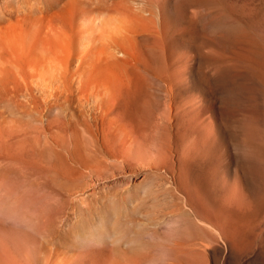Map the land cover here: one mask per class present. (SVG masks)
Wrapping results in <instances>:
<instances>
[{
  "label": "bare ground",
  "instance_id": "obj_1",
  "mask_svg": "<svg viewBox=\"0 0 264 264\" xmlns=\"http://www.w3.org/2000/svg\"><path fill=\"white\" fill-rule=\"evenodd\" d=\"M194 2L0 0V264L70 260L50 243L34 255L30 208L57 193L25 185L27 177L73 171L86 179L98 173L97 150L121 172L168 169L136 132L145 112L155 134L167 133L162 143L170 155H185L174 149L172 134L178 114L199 124ZM85 179L68 193L80 198L102 183ZM107 227L109 235L118 230Z\"/></svg>",
  "mask_w": 264,
  "mask_h": 264
},
{
  "label": "rangeland",
  "instance_id": "obj_2",
  "mask_svg": "<svg viewBox=\"0 0 264 264\" xmlns=\"http://www.w3.org/2000/svg\"><path fill=\"white\" fill-rule=\"evenodd\" d=\"M194 4L200 121L178 114L172 134L185 155H170L167 133L155 134L145 112L136 132L155 146L149 156L171 168L121 172L97 150L98 173L86 179L73 171L27 177L25 185L57 193L30 208L35 256L50 243L68 253V264H264V0ZM95 177L103 183L95 193L66 190ZM107 224L117 232L109 235Z\"/></svg>",
  "mask_w": 264,
  "mask_h": 264
}]
</instances>
